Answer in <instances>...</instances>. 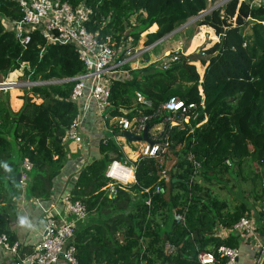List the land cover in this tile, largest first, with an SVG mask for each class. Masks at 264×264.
Returning <instances> with one entry per match:
<instances>
[{
  "label": "trees",
  "instance_id": "16d2710c",
  "mask_svg": "<svg viewBox=\"0 0 264 264\" xmlns=\"http://www.w3.org/2000/svg\"><path fill=\"white\" fill-rule=\"evenodd\" d=\"M62 1L88 8L87 29L110 35L116 44L124 37H131L136 44L139 33L153 24L157 29L146 34L145 43L155 42L207 5V0ZM223 8V16L219 8L200 21V26L213 29L217 41L207 47L201 45L188 57L178 51L177 59L165 69L162 60L135 69L125 66L127 75L111 81L110 117L122 116V110H127L128 117L138 109L150 113L152 108L144 109L137 103L136 92L150 99L153 107L171 96L194 102L198 115L191 127L169 131V146L178 149L176 170L168 171V181L161 177L164 163L144 158L134 163L135 181L118 186L112 196L106 189L109 179L105 172L111 160H122L124 154L112 137L105 143L100 141V155L82 166L69 182L72 199L83 202L87 210L73 237L78 264H199L193 258L199 251L215 252L220 245L239 246L233 233L226 238L215 236L216 228L231 229L240 217L253 211L242 204L224 212L225 203L205 197L195 177L207 179L209 172L244 159L256 163L264 174V2L251 6L229 0ZM0 16L1 75L23 66L31 80L49 81L82 71L73 45L47 43L37 31L30 32L27 44L20 43L5 21L22 16L13 0H0ZM132 26L134 31L129 33ZM247 26L250 34L244 33ZM196 61L205 65L201 81L192 64ZM176 85L187 88L174 89ZM72 86L73 82L32 86L31 92L41 102L27 97L17 112L0 104V206L7 203L9 192L19 190L16 175L24 159L32 164L27 197L45 200L51 196L54 179L67 162L62 139L78 112L77 105L69 100ZM157 122L159 118L148 124ZM7 127L11 128L10 138L5 135ZM193 160L199 164L197 172ZM157 186L160 191L154 192ZM174 212L181 213L183 221L176 222ZM255 217L261 226L264 201ZM260 232L264 233L263 229ZM2 233L15 240L8 221L0 215ZM166 243L174 251L167 252Z\"/></svg>",
  "mask_w": 264,
  "mask_h": 264
},
{
  "label": "built area",
  "instance_id": "2783aa9c",
  "mask_svg": "<svg viewBox=\"0 0 264 264\" xmlns=\"http://www.w3.org/2000/svg\"><path fill=\"white\" fill-rule=\"evenodd\" d=\"M13 1L18 5L22 16L19 20L5 18V21L21 44L29 42L31 31H37L47 43L73 45L82 62V71L72 77L54 81L28 82L31 86L49 82H73L69 100L77 105L78 112L66 129L63 139L76 144L83 143V127L88 120L89 103L92 101L94 114L103 125L107 122L109 124L111 121L106 131L120 147L123 154V147L131 146V149H135L134 142L140 144L139 153L134 161L127 159L124 154L122 160H111L108 164L105 172L106 178L109 179V183L106 185L108 194L112 196L118 186H127L135 181V162L144 158L158 159L162 162L161 157L169 147L170 129L177 127L181 130L186 126L191 127V121L196 120L198 113L194 102H186L182 98L171 96L153 107L150 99L140 92H136L137 103L144 109L152 108L150 113H144L142 109H138L132 117L126 115L127 110H122L123 115L119 117L108 115L111 108V81L127 75L128 69L125 66L134 69L132 67L141 61L143 52L149 50L150 45L136 46L131 37H124L116 44L110 35H101L99 31H89L86 27V22L89 20V9L82 5L73 7L67 1L62 0ZM239 1L248 2L251 6L264 2V0ZM178 51L180 50L177 49L170 57L162 60L161 67L165 69L170 62L176 60ZM19 84L22 83L3 81L0 83V88L7 90L17 87ZM199 95L203 98L201 88H199ZM157 118H159V122L148 124ZM204 121L205 119L195 123V126H199ZM145 127H147V135L152 141L151 143L143 140L128 141L124 136L116 137L115 131L141 135ZM107 138H103L102 142L105 143ZM124 141L125 145L122 144ZM187 158L191 161L192 155L188 153ZM226 163L228 164L229 161L227 160ZM192 164L194 172H197L199 164L194 160ZM82 166H84L83 163H80L77 171ZM31 168L32 164L29 160L21 161L18 171L20 187H26L28 172ZM161 177L165 181L169 180L164 168L161 170ZM158 191L160 188L157 186L154 192ZM145 202L149 205L150 201L147 199ZM59 203L63 204L62 212L58 209ZM42 212L43 224L40 239L29 251L25 252L20 241L10 240L5 233L0 234V249L12 255L14 264H56L61 258L69 264H78L73 237L77 223L83 222L87 215L84 203L78 199H72L69 188L57 205L48 208L42 207ZM173 219L176 222H181L183 216L181 213L174 212ZM261 229L264 231V223L260 226L253 214H250L240 217L231 229L217 227L214 235L226 238L230 233H233L240 239V244L250 245L252 264H260L264 254V233L260 232ZM240 247L220 245L215 252H197L195 258L199 264H241L239 260ZM165 249L167 252L174 251V247L168 243L165 244Z\"/></svg>",
  "mask_w": 264,
  "mask_h": 264
},
{
  "label": "rangeland",
  "instance_id": "374dc122",
  "mask_svg": "<svg viewBox=\"0 0 264 264\" xmlns=\"http://www.w3.org/2000/svg\"><path fill=\"white\" fill-rule=\"evenodd\" d=\"M228 1L207 0L205 10H203L200 14L190 17L185 22L177 25L172 30V32H170L163 38H160V41H155V44H153V42L149 44L145 43L146 34L152 32V29H150V27L139 33L140 35L137 39L136 46L142 45L144 47L150 45V47L149 50L143 52L141 61L135 64V66H133L132 68H138L139 66L147 62L157 64L158 61L164 60L172 52L175 53L177 49L181 51L182 56L188 57L191 54L197 52L201 45L206 44L207 47L212 42L217 41L218 38L214 35L213 29L205 26H200V21L204 18L205 15L210 14L212 11L219 8L221 9L219 14L223 16V7ZM234 20L235 17L232 18V21ZM130 21L132 23L134 19L131 18ZM133 31V26L129 27L128 32L130 33ZM244 33L250 34L249 26L244 28ZM142 34L144 36H141ZM192 64L195 66L197 72L199 73V77L201 78L205 65H202L199 61L192 62ZM54 80L55 79L49 81ZM3 81H17L19 83H22L17 87H12L11 89H0V104H6L11 111L17 112L21 108L25 98L27 97H29L31 101H34L36 103L41 102V99L37 96V94L31 92L30 89L32 86L29 85L28 82L34 81L31 80L28 75H25L23 66L18 70L7 73V75L0 74V83ZM49 83H44V85ZM186 88V85H176L174 87V89H180L182 91L186 90ZM6 94L7 96L5 97ZM18 106L20 107L17 108ZM5 135L9 138L11 137L10 127H7L5 129ZM134 143L135 144L133 145L136 146L135 149H131V146L124 149L126 158L130 159L131 161H134L139 153L140 144L138 142ZM122 144L125 145V141L122 142ZM177 149L178 148L169 146L165 154H163L161 157L162 163H164L163 168L166 170L167 176L169 170H171L172 172L176 170L175 166L177 165ZM167 179H169V176L167 177ZM175 179L176 178H174V180ZM195 179H197L199 185L202 187L201 192L204 193L205 197L216 199L225 203L226 209L223 210L224 212L233 211L235 208L244 204L247 209L253 211V216L256 219L255 213H257V211L262 208V203L264 201V174L262 172V169L250 159H244L240 162L233 160L232 163L228 165V168L209 172L207 179L203 177H195ZM188 183H190V181H188ZM239 246H242V248L240 247L239 260H242L243 258V260L247 262V259H245L244 256L246 255L249 247L240 244V239Z\"/></svg>",
  "mask_w": 264,
  "mask_h": 264
},
{
  "label": "crops",
  "instance_id": "0c3cea01",
  "mask_svg": "<svg viewBox=\"0 0 264 264\" xmlns=\"http://www.w3.org/2000/svg\"><path fill=\"white\" fill-rule=\"evenodd\" d=\"M155 29L157 25L154 24ZM152 29V32L155 30ZM18 106L17 108H19ZM88 120L83 127V143L76 144L72 141L62 139V142L67 151V162L60 174L56 176L53 183L52 194L48 199H34L27 197L26 187H19L17 192H9L8 201L0 207V215L8 221V228L15 236V240L23 244L24 251H29L32 246L40 239V234L43 224L42 207L48 208L57 205L61 197L66 195L69 190V182L72 177L78 173L77 168L80 163L83 165L89 163L93 158H97L100 154L98 152V145L103 138H107L108 132L106 128L109 124L103 123L96 117L93 109V102L89 103ZM120 132L116 131V137L121 138ZM114 140V139H113ZM128 148L127 146L123 147ZM59 211L62 212L63 204L59 203ZM249 249L244 256L247 259L245 262L242 258L241 264H252L251 254L252 249L250 245L243 244ZM242 248V246H241ZM245 248V247H244ZM0 264H14L12 255L0 249ZM56 264H69L62 258Z\"/></svg>",
  "mask_w": 264,
  "mask_h": 264
},
{
  "label": "water",
  "instance_id": "95a60500",
  "mask_svg": "<svg viewBox=\"0 0 264 264\" xmlns=\"http://www.w3.org/2000/svg\"><path fill=\"white\" fill-rule=\"evenodd\" d=\"M228 1V0H225ZM122 136H124L128 141H147L149 143H151L152 141L149 139L148 135H147V127H145V129L142 131L141 135H134L132 133H128V132H123L120 133ZM20 174L17 173L16 175V181H18ZM195 257V255H193V258ZM260 264H264V254L262 256V259L260 261Z\"/></svg>",
  "mask_w": 264,
  "mask_h": 264
},
{
  "label": "bare ground",
  "instance_id": "6f19581e",
  "mask_svg": "<svg viewBox=\"0 0 264 264\" xmlns=\"http://www.w3.org/2000/svg\"><path fill=\"white\" fill-rule=\"evenodd\" d=\"M154 28H155L154 24L151 25L150 29H154ZM150 29H149V30H150ZM141 36H144V35L142 34ZM140 43H142V42H140ZM0 89H1V88H0Z\"/></svg>",
  "mask_w": 264,
  "mask_h": 264
}]
</instances>
